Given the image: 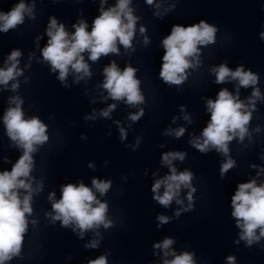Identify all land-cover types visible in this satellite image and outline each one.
<instances>
[{
    "label": "clouds",
    "instance_id": "obj_1",
    "mask_svg": "<svg viewBox=\"0 0 264 264\" xmlns=\"http://www.w3.org/2000/svg\"><path fill=\"white\" fill-rule=\"evenodd\" d=\"M59 2V0H57ZM107 0H100V15L92 21L91 31L88 30V23L81 19L72 27L74 32L69 33L63 23L57 22L53 16L50 18L46 29L48 37L47 44L41 49L43 62L51 66L52 72L59 73L57 79L66 85L67 77L70 73L75 74V82L91 77L92 72L89 64L85 60V53L88 60L97 62L102 56L109 54H119L118 45H122L127 51L133 48V39L136 34V24L140 17L135 16L134 9L130 7L131 0H117L113 7L105 8ZM148 5H153L154 0H146ZM156 9H160L159 3L155 4ZM175 8V4L171 5ZM35 2L31 5L20 0L9 11H0V32L7 33L10 29H16L23 25L25 16L30 20L35 19ZM170 9H164L165 12ZM157 16L162 15L157 11ZM216 26L200 20L189 26L174 24L171 33L162 40L164 54L159 71V78L167 85L180 86L188 78V69H197L201 64L200 47L216 43ZM139 32L143 35L146 28L142 25ZM264 39V32L260 33ZM37 41L40 37L37 36ZM144 44L149 43V38L144 35ZM39 47V44H37ZM22 53L18 49L11 51L5 61V67L0 68V85L8 88L9 82L12 92H17L20 83L18 77L24 74V70L18 67ZM25 67H30L26 65ZM138 69L130 64L123 71L112 61L103 69L104 81L102 88L106 90L105 100L123 101L129 107H136L145 102V97L141 92V81L136 78ZM215 74V83L223 84L226 81H237L236 95H233L227 88L221 89L215 100L207 99V110L210 112V120L203 129L201 136L193 137L189 143L201 153H207L215 149L218 153L227 157L226 162L220 167L221 178L235 166V161L229 155V143L238 138L243 142L246 135H249L248 125L252 120V114L256 111V101L261 99V92L256 85L259 81L258 74L252 70L245 71L243 65L231 70L226 63H221L218 67L210 70ZM25 79V82H27ZM252 87L251 96L248 102L240 100L239 89L241 87ZM9 107L3 115V124L6 135L12 142L11 147L19 148L22 154L12 165L11 171H0V264H6L14 257L21 256V250L28 232L29 220L32 215V198L34 193H39L43 189V182H37L33 187L31 173L34 167L33 153L38 151V147L43 146L49 140L47 134L48 126L42 122L38 116L25 118L22 105L23 98L13 95L8 98ZM116 103L108 105L100 112V115L109 118L116 109ZM181 111H184L181 106ZM144 115V109L140 108L135 113H130L128 119L137 122ZM94 117H86L92 119ZM191 123V118L187 114L183 117ZM175 117L173 122H175ZM259 127L256 131H259ZM185 128L168 129L165 135H174L176 138L183 136ZM120 138H127L126 130L120 128ZM139 138L136 145H139ZM134 146V147H135ZM186 153L179 151H169L163 154L162 164L169 167V173L162 179H156L151 191L154 193L153 199L160 205L168 207L173 199L177 204H183L179 199L181 188L189 189L187 200L189 204L186 208L178 210L175 215L180 216L181 211L187 212L193 208V193L196 189L192 186L193 173L189 170L177 172L173 166V160L183 161ZM5 162L8 159L5 157ZM93 167V165H89ZM256 167V165H252ZM264 172V169H261ZM112 182L92 179V187L86 186L83 182L77 184L67 183L61 187V197L55 199V192L49 194L48 199L52 202V212L46 213L54 224L61 222V227H72L73 232H77L79 238L83 239L84 234L92 230L97 237L100 233L96 231L102 225L105 229L114 226L113 221L108 218V204L101 202L96 196L98 192L105 195L111 188ZM163 186L161 195L159 190ZM95 189V192L93 191ZM23 190V193L21 192ZM232 217L236 220V226L241 230L237 244L243 240L251 247L264 237V184L257 185L256 180L240 183L235 195L231 198ZM54 213V214H53ZM160 225L167 224L170 220L165 215L157 217ZM33 225L36 221H31ZM259 230V235H257ZM102 239V237H100ZM100 239H93L85 248L95 249L99 246ZM175 241L165 238L159 243L153 244L154 249L163 252L162 264H196L193 259L194 252H182L179 255L171 249ZM171 256V259L168 257ZM229 264H235V256L227 257ZM88 264H108L107 255H101L97 259L89 260Z\"/></svg>",
    "mask_w": 264,
    "mask_h": 264
}]
</instances>
